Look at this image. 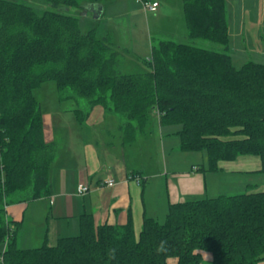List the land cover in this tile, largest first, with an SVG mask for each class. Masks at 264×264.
<instances>
[{
  "label": "trees",
  "instance_id": "obj_1",
  "mask_svg": "<svg viewBox=\"0 0 264 264\" xmlns=\"http://www.w3.org/2000/svg\"><path fill=\"white\" fill-rule=\"evenodd\" d=\"M0 0V246L3 264H259L264 261V183L260 191L170 203L163 222L144 217L139 233L123 225L95 226L79 218V232L53 246L22 249L20 221L6 207L49 194L58 144L47 142L34 91L55 83L58 102L82 124L94 106L120 118L131 144L155 114L160 126H179V149L205 151L207 169L242 156L258 157L264 172V64L235 67L228 53L226 0H181L188 38L220 51L172 40L152 44L149 71L121 74L120 53L80 19ZM83 8L100 0H32ZM138 1V0H137ZM146 1V0H141ZM81 103V105L79 104ZM84 104V108H81ZM208 258L209 260H206Z\"/></svg>",
  "mask_w": 264,
  "mask_h": 264
},
{
  "label": "crops",
  "instance_id": "obj_2",
  "mask_svg": "<svg viewBox=\"0 0 264 264\" xmlns=\"http://www.w3.org/2000/svg\"><path fill=\"white\" fill-rule=\"evenodd\" d=\"M147 1L158 3L155 11L140 9L133 0H113L115 8L111 10L120 20L128 17V25L117 23L118 32L130 33L129 41L140 36L142 41L146 40V59L150 57L152 39L188 36L181 0ZM82 9L78 16L80 24L92 25L100 22L108 10L107 5L100 2L85 4ZM226 10L228 53L233 65L238 68L247 62L264 64V0H236L233 5L232 0H226ZM104 38L114 44L112 35ZM42 118L45 140L56 142L58 153L49 170L48 196L6 207L8 220L21 222L16 234V244L18 241L21 244L19 248L31 249L26 245L35 237L48 245L61 237L77 235L83 214H90L95 226L123 225L130 216L137 235L144 217L164 220L170 203L185 201L186 196L202 192L204 178L197 171L198 166L190 164L186 171L185 166L169 168L165 164L150 171L149 161L140 159L150 145L153 129H158L159 133L154 143L159 144L163 152L180 154L179 126H160L156 117L149 121L146 130L136 134L131 144H124L119 130L120 118L107 114L101 106H94L82 124L72 112L57 108L42 111ZM134 174L143 179L139 185L128 180ZM107 175L116 181L114 187L101 185ZM79 183L88 186L86 194H77ZM3 250L4 246H0V264H3ZM175 262V259L169 260V264Z\"/></svg>",
  "mask_w": 264,
  "mask_h": 264
},
{
  "label": "rangeland",
  "instance_id": "obj_3",
  "mask_svg": "<svg viewBox=\"0 0 264 264\" xmlns=\"http://www.w3.org/2000/svg\"><path fill=\"white\" fill-rule=\"evenodd\" d=\"M17 1L20 2L21 0ZM133 1H136L135 3H138L140 9H142L141 4L137 0ZM22 2L37 9H49L67 15L81 16L83 11V9L80 7L74 8L58 6L56 8H51L48 5L36 4L32 0H24ZM99 2L107 5V13L103 15L101 21L98 22L96 25H92L89 22L82 23L80 26L81 30L83 32H86L92 28H95L97 34L96 36L99 38L105 37L107 36V34L113 36V46L120 53L119 71L121 74H138L149 71V68L144 63L147 57V55L144 53L148 50L146 40L142 41L140 36L139 38H135L132 41H129L130 39H128V37H130V33H124L122 30L118 32L116 30L118 22H124L125 26L128 25V17L125 16L124 19L120 20L114 16V14L111 12V10L115 8L112 3L113 0H100ZM235 3L236 0H232V5ZM229 13L232 17L234 15V9L232 8ZM147 16H150V14ZM88 17H90V15H88ZM179 38L180 37H174L172 35L163 39H152V42L156 45L159 40L168 39L177 43L190 44L192 46L208 50L220 51L222 49V47L217 44L203 40L190 39L187 35L183 39ZM136 42H138V45H135ZM34 96L39 102L42 111L49 110L51 108H57L62 110V112H66L65 109L71 108L73 106L71 102H66L62 104L58 102L56 86L55 83L52 81L43 83L39 88L34 91ZM80 107L84 108L85 106L83 104ZM69 117H71V114H69ZM154 118H156L155 114H151L150 120ZM156 128H158L157 125ZM146 129L147 127L144 130ZM152 135L153 138H150V145L145 149V153L141 154L142 157L140 158L142 160L149 161L150 171L156 170L159 166H164L165 164H168L169 168H173L174 166H185L186 171L190 169V164H194L195 166H198L200 168L204 167L205 169H207L208 160L205 151H182L180 152V154L172 153L171 155H169L168 151L164 150L163 152L160 148V145H156L154 143L155 139H159L158 129H153ZM141 151L142 147L140 149V152ZM260 169V160L258 157L255 156H242L231 161H223L220 163V169L216 172H200L204 178L201 194L188 195L186 196L185 200L193 201L215 198L220 195L230 196L258 192L262 189L264 183V172L260 171ZM14 205L18 206V204ZM159 222H163V220L161 219ZM18 233L19 231L17 232V235ZM17 240H21V238H18ZM37 240L38 238H33V240H31L32 243L26 246H29L28 248H37L42 246V241L39 240L38 242ZM51 244L54 245L55 241H53V243L48 242V246H53ZM17 246H21L19 241L17 242Z\"/></svg>",
  "mask_w": 264,
  "mask_h": 264
},
{
  "label": "built area",
  "instance_id": "obj_4",
  "mask_svg": "<svg viewBox=\"0 0 264 264\" xmlns=\"http://www.w3.org/2000/svg\"><path fill=\"white\" fill-rule=\"evenodd\" d=\"M138 2L141 4L143 10L147 11V12H153L156 10L158 3H151L150 1H141L138 0ZM128 180H132L134 181L137 185H139L142 182V177H140L139 175H130L128 177ZM116 181L109 175H107L105 177V179L102 181L101 185L104 187H114L116 185ZM89 191V188L86 184L84 183H79L77 185V189L76 192L78 195H84ZM51 201H53V198H51Z\"/></svg>",
  "mask_w": 264,
  "mask_h": 264
}]
</instances>
